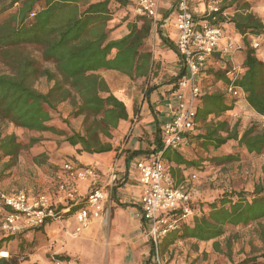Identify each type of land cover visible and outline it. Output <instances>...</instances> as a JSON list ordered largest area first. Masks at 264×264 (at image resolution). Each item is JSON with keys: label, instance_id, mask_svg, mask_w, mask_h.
Returning <instances> with one entry per match:
<instances>
[{"label": "trees", "instance_id": "1", "mask_svg": "<svg viewBox=\"0 0 264 264\" xmlns=\"http://www.w3.org/2000/svg\"><path fill=\"white\" fill-rule=\"evenodd\" d=\"M240 1L231 0L230 6ZM112 4L126 8L129 0L2 1L0 14L18 6L15 13L0 22V57L7 67L6 72L0 73V161L9 158L6 168L15 165L23 150V145L15 134L5 133L10 125L38 133L54 132L65 137L68 145L80 147L79 153L118 151L111 143L102 139H111V131L120 121L128 119L127 109L111 92L105 79L96 72L111 70L132 79L147 77L152 71L153 63L151 54L143 52V48L151 35L154 22L145 16H139L140 20L128 24L126 35L111 40L106 27L113 17ZM227 8L228 6L222 5L221 13H225ZM240 9L242 10L229 19L219 14L217 22L219 25L228 23L243 37L241 49L245 55L242 64L244 72L234 84L244 91L249 107L257 115L264 117V60L258 57L250 43L252 38L264 41V23L249 11L248 3H243ZM31 47H36L38 57L33 56ZM40 60L53 64L55 71L42 66ZM230 69L231 67L227 71L219 70L214 76L222 79L228 86L231 83L227 76ZM184 74L183 71L179 78ZM40 77L53 82L46 93L38 91L34 86ZM148 93L150 90L146 95ZM68 100L75 107L72 117H84L83 132L67 133L58 130L53 124V112H57L58 105ZM235 103L236 100L227 95L226 91L204 95L197 108L196 122L197 125H204L205 132L193 135L192 141L204 149L212 147L215 150L225 149L230 142H236L249 155L262 154L264 129L258 131L257 127L251 126L240 134L238 123L229 128L226 121L216 124L211 122L210 117H220L233 110ZM39 141L40 138H31L28 147ZM156 142L157 149L162 150L161 137L158 136ZM163 159L176 166L170 170L174 177L181 175L179 167L188 170L198 166L197 162L185 159L177 151H165ZM239 159L233 153H225L216 158L220 163ZM180 184L179 182L177 186ZM84 204L85 199L68 205L71 206V211H77ZM189 206L195 211L191 221H181L176 230L163 238L162 247L177 240L213 241L214 250L219 252V239L225 235L227 225L248 226L252 223L257 224L259 239L264 243V182L257 184L252 192H232L202 206ZM66 207L63 205L59 209ZM4 214L0 208V221ZM45 224L37 229L43 230ZM15 238L13 235L0 239V253ZM226 245L228 251H231L230 239L226 241ZM0 264L18 263L0 258ZM146 264H151L149 259ZM240 264H264V253L248 257Z\"/></svg>", "mask_w": 264, "mask_h": 264}, {"label": "crops", "instance_id": "2", "mask_svg": "<svg viewBox=\"0 0 264 264\" xmlns=\"http://www.w3.org/2000/svg\"><path fill=\"white\" fill-rule=\"evenodd\" d=\"M178 1L156 0L157 21L153 20L151 35L145 41L143 48V52L151 54L153 63L152 71L147 77L132 79L111 70L96 72L101 74L99 75L105 79L111 92L125 104L127 109L128 119L120 121L111 131V139H102L111 143L118 151L89 154L79 153L80 147H72L68 144L62 148H58L56 144L46 146V149L52 153H57V155L52 154L51 160L55 165L60 166V170L57 171L58 168H55L53 173L56 181L49 195L52 201L57 203L63 201L58 186L68 181L61 170L62 163L65 162L62 160L64 158L80 167H92L100 173L105 190L106 212L101 218L93 219L77 236L74 233L78 227L76 216L78 210L71 211L63 221L47 222L43 230L38 229V232H35L36 243L27 264H51L50 255L53 254L69 258L67 260H71L73 264H146L152 256L151 247L143 242L147 223L143 220L141 208L143 189L137 163L151 161L159 151L157 137H161L162 143L163 125L172 120L177 110L175 93L178 90V82L186 76L185 67L176 47L178 30L175 23ZM124 9L131 11L129 6ZM196 18L201 19L197 16ZM224 30L228 39L243 44L242 35L236 33L228 23L224 24ZM225 43L216 50L203 70L201 85L207 95L225 92L227 88L226 83L216 78L214 73L219 70H229L232 62L242 67L245 59L242 49L233 57L223 56L221 52ZM256 53L264 60V41L261 49ZM183 71L185 74L179 78ZM144 82L146 91L142 93L139 84ZM148 90L150 93L146 95ZM181 92L187 100L189 90H181ZM245 105L248 106L246 100L240 99L236 101L233 111L239 112V109L244 108ZM177 152L185 159H191L189 148L185 147ZM165 162L170 170L176 168L169 161L165 160ZM179 169L183 173L182 177L186 178L188 170L183 167ZM113 174L118 179L115 183H112ZM177 176H173L176 185H178ZM74 185L78 189L76 201L84 200L88 183L77 182L72 184Z\"/></svg>", "mask_w": 264, "mask_h": 264}, {"label": "rangeland", "instance_id": "3", "mask_svg": "<svg viewBox=\"0 0 264 264\" xmlns=\"http://www.w3.org/2000/svg\"><path fill=\"white\" fill-rule=\"evenodd\" d=\"M2 1L0 0V7ZM211 2H217L220 8L222 5L228 6L225 11L226 16H223L225 19L232 18L235 13L242 10L240 8L243 3H248L249 11L257 15L264 23V0H241L238 4L232 6H230L231 0H189L190 7L198 18L204 16L208 4ZM17 8L18 6L16 5L6 13L0 14V22L7 20L10 15L16 12ZM124 10V8H119L115 4L111 5L113 17L106 27L111 40L126 35L128 33V24L135 20H140V17H136L133 11ZM30 49L33 56H39L36 47H31ZM40 63L42 66L55 71L53 64L41 60ZM6 71L7 67L0 57V73ZM52 85L53 82H49L45 77L38 78L34 84L35 88L42 93L48 92ZM139 86L142 88L140 91L144 93L146 91L145 82L139 84ZM73 110H75V107L71 100L58 105L57 112H53V124L58 130L67 133L72 131L83 132L84 117H72L71 113ZM239 110V112L228 111L216 118L210 117L211 122L216 124L220 121H226L229 124V128L238 123L240 134L251 126L257 127L258 131L264 129V117L258 116L249 105H245L244 108ZM204 132V125L200 124L196 127L193 135ZM5 133L15 134L18 141L23 145V150L15 165L11 168H6L5 165L9 158H3L0 161V191L9 195L24 193L29 200H33L39 195L49 196L56 181L53 173L55 168H58L57 171H59L60 166L55 165L54 161L51 160V156L57 155V153H52L46 149V146L56 144L58 148H62L68 144L65 142V137H60L54 132H32L14 125H10ZM31 138H40L41 141L28 147ZM187 148H189L190 160L197 162L198 166L188 169L186 178L182 177L183 173H181L180 176H177L176 182L186 185L185 187L192 195L191 204L193 206H202L214 202L221 199L225 194L232 192H252L257 184L264 182V152L260 155H249L236 142H230L225 149L215 150L212 147L204 149L192 141ZM225 153L237 154L240 159L228 163L218 162L216 158L221 157ZM62 160L65 161H62L63 166L61 167L64 172V166L71 161H66L64 158ZM193 176H196V178L192 179ZM188 180L190 182L186 184ZM2 220L0 221V239L13 235L16 238L5 245L0 253V258L15 260L18 264H27L36 243L35 232H38V229L26 228L20 233L12 234L3 229ZM258 234L256 223L248 226L227 225L225 227V235L219 239L221 244L219 252L214 250L213 241L177 240L171 245L161 246V253L167 264H240L248 257L264 253V243L261 242ZM228 239L231 242V251L227 249L226 241ZM143 242L151 247L150 242L145 237V232ZM149 260L151 262V257Z\"/></svg>", "mask_w": 264, "mask_h": 264}, {"label": "built area", "instance_id": "4", "mask_svg": "<svg viewBox=\"0 0 264 264\" xmlns=\"http://www.w3.org/2000/svg\"><path fill=\"white\" fill-rule=\"evenodd\" d=\"M129 8L136 17L145 16L157 21L156 0H129ZM221 8L217 2L208 4L202 19L198 20L193 13L189 0H179L176 6V29L178 30L177 52L182 59L186 76L178 82L175 93L177 110L172 120L162 128L163 149L158 151L149 161L137 163L140 173V184L143 194L141 208L143 220L147 223L145 237L152 247L151 264H167L162 253L163 238L178 228L181 221H191L195 211L189 206L192 195L185 187L177 186L170 168L163 159L167 150L178 151L191 144V138L196 129L197 108L201 99L207 93L201 85L203 70L207 62L224 42L223 56L233 57L241 50L242 44L228 39L224 25L218 24ZM34 16V13L31 14ZM222 16H226L223 13ZM262 40L252 38L251 47L256 51L262 47ZM228 76L231 83L226 93L232 99H245L244 91L234 84V81L244 72V69L231 63ZM189 90V98H184L181 90ZM67 182L59 185L63 201L54 202L49 196L39 195L29 200L24 193L5 194L0 191V208L4 211L2 227L12 234L20 233L26 228H38L49 221H63L71 213L68 204L77 200L78 189L72 184L88 183L85 204L77 212L78 227L74 233L77 236L87 228L93 219H99L106 212L104 199L105 190L101 183L100 173L92 167H80L72 162L64 166ZM193 176L192 179H195ZM113 174L112 183L117 181ZM191 180V179H190ZM70 181L72 183H70ZM189 180L186 184H189ZM67 206L60 210V206ZM180 210V212H178ZM178 212V213H177ZM51 264H73L71 260L59 259L51 255Z\"/></svg>", "mask_w": 264, "mask_h": 264}, {"label": "bare ground", "instance_id": "5", "mask_svg": "<svg viewBox=\"0 0 264 264\" xmlns=\"http://www.w3.org/2000/svg\"><path fill=\"white\" fill-rule=\"evenodd\" d=\"M4 255H6V254H4Z\"/></svg>", "mask_w": 264, "mask_h": 264}]
</instances>
